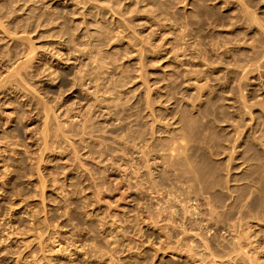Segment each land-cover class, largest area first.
I'll return each instance as SVG.
<instances>
[{
	"label": "rangeland",
	"instance_id": "1",
	"mask_svg": "<svg viewBox=\"0 0 264 264\" xmlns=\"http://www.w3.org/2000/svg\"><path fill=\"white\" fill-rule=\"evenodd\" d=\"M263 32L264 0H0V264H203L206 235L264 264Z\"/></svg>",
	"mask_w": 264,
	"mask_h": 264
},
{
	"label": "bare ground",
	"instance_id": "2",
	"mask_svg": "<svg viewBox=\"0 0 264 264\" xmlns=\"http://www.w3.org/2000/svg\"><path fill=\"white\" fill-rule=\"evenodd\" d=\"M244 4H245V3H244ZM247 6H248V5H247ZM249 13H250V12H249ZM249 13H248V15H249ZM251 13H253V11H252ZM246 15H247V14H246ZM246 15H244V16H246ZM250 15H252V14H250ZM253 15H254V14H253ZM255 15H257V14L255 13ZM250 17H251V16H250ZM257 17H258V16H257ZM257 17H256V18H257ZM248 18H249V17H248ZM251 18H252V17H251ZM251 18L249 19L250 21L252 20ZM254 18H255V17L253 16V19H254ZM253 21H254V20H253ZM255 21L257 22L256 19H255ZM259 21H260V20H259ZM256 22H255V23H256ZM246 23H247V22H246ZM250 23H251V22H250ZM257 23H259V22H257ZM257 23H256V24H257ZM257 25H259V24H257ZM260 26H261V25H260ZM263 33H264V32H263ZM263 39H264V37H263ZM31 52H32V51L30 50L29 53H31ZM28 61H29V60H28ZM28 61H27V62H28ZM25 62H26V61H25ZM27 62H26V63H27ZM248 62H249V61H248ZM14 71H15V70H14ZM18 71H19V70H18ZM16 72H17V70H16ZM64 74H65V73H64ZM97 91L99 92V90H97ZM162 94H163V93H162ZM185 95H186V94H185ZM161 96H163V95H161ZM161 96H160V97H161ZM186 98H187V97H186ZM190 98H191V97H190ZM192 98H193V97H192ZM193 99H194V98H193ZM191 101H193V100H191ZM194 102H195V101H194ZM196 107H197V105H196ZM196 107H195V108H196ZM192 110H193V109H192ZM193 111H195V109H194ZM196 111H197V110H196ZM46 113H47V112H46ZM46 115L48 116V113H47ZM47 116H46V118H47ZM159 118H160V117H159ZM159 118H158V119H159ZM161 118H162V117H161ZM158 119H157V120H158ZM163 119H164V118H163ZM163 119H159V120L161 121V120H163ZM177 119H178V118H177ZM159 120H158V123H160ZM170 120H171V117H170ZM45 121L48 122L47 119H46ZM173 121H174V120H173ZM173 121L170 122V123L173 124ZM46 122H45V123H46ZM161 122H162V121H161ZM168 122H169V121H168ZM168 122H167V123H168ZM167 123H166V124H167ZM161 124H162V123H161ZM47 125H48V124H47ZM164 125H165V124H164ZM168 125H169V124H168ZM168 125H167V126H168ZM170 125H171V124H170ZM44 127H45V126H44ZM45 128H46V127H45ZM180 128H181V127H180ZM161 129H162V127H161ZM175 129H176V128H175ZM175 129H174V130H175ZM154 130H155V126H154ZM169 130H170V129H169ZM182 130H183V129H182ZM159 131H160V129H159ZM159 131H158V132H159ZM173 132H174V131H173ZM175 132H176V131H175ZM156 133H157V132H156ZM176 133H178V132H176ZM183 134H184V133H183ZM178 135H179V134H178ZM182 136H183V135H182ZM175 137H176V136H175ZM177 137H179V136H177ZM161 138H162V137L160 136V139H161ZM226 138H227V137H226ZM226 138H225V140H226ZM169 139H170V138H169ZM181 139H182V138H181ZM181 139H180V141H183V140H181ZM220 139H221V138H220ZM222 139H224V138L222 137ZM227 139H228V138H227ZM172 140H173V139H172ZM141 141H142V139H141ZM160 141H161V140H160ZM184 141H185V140H184ZM228 141H229V140H228ZM169 142H170V141H169ZM171 142H173V141H171ZM185 142H186V141H185ZM220 142H221V141H220ZM220 142H219V143H220ZM223 142H225V141L223 140ZM177 143H179V142H177ZM147 144H148V143H147ZM175 144H176V142H175V140H174V146H175ZM220 144H221V143H220ZM223 144H224V143H223ZM145 145H146V144H145ZM145 145H144V146H145ZM164 145H165V143H164ZM169 145H170V144H169ZM179 145H180V144H179ZM182 145L186 146L187 143H186V144H182ZM224 146H225V149H226L227 144L224 145ZM140 147L142 148V144L140 145ZM147 147H148V146L146 145L145 148H147ZM145 148H142L141 150L144 151ZM183 148H184V149L181 148L182 150H180L179 152H184V153H186L185 151H183V150H185V147H183ZM232 148L235 150L234 146H233ZM149 149H150V148H149ZM179 149H180V147H179ZM179 149H176V150H179ZM222 149H224V148L222 147ZM160 150H161V149H160ZM172 150H174V149H171V150H169V151H171L170 153H171V155L173 156V153H176V150H175V151H172ZM143 151H142V152H143ZM147 151H148V150H147ZM156 151L159 152V149L156 150ZM166 151H167V150H166ZM224 151H226V150H224ZM172 152H173V153H172ZM179 152L177 151L176 154H178ZM222 152H223V151H222ZM230 152L233 153L234 151L232 152V150H230ZM143 153H145L146 156H147L146 151L143 152ZM148 153H150V152L148 151ZM184 153H181V154L184 155ZM179 154H180V153H179ZM220 154H221V153H220ZM148 155H149V154H148ZM182 155H181V156H182ZM165 156H166V155H165ZM172 156H171V159H172ZM174 156H175V155H174ZM178 156H179V155H178ZM178 156H177V158H178ZM231 156H232V155H230L229 158H230ZM175 157H176V156H175ZM179 157H180V156H179ZM186 157H187V156H186ZM163 158H164V157H163ZM173 158H174V157H173ZM181 159H182V157H181ZM186 159H187V158H186ZM169 160H170V157H169ZM147 161H148V159H147ZM177 161H178V160H177ZM183 161H184V160H183ZM166 164H167V163H166ZM168 164H169V163H168ZM147 165H148V164H147ZM147 165H146L145 167H148V166L150 165L149 168H148V170H149V169L151 168V164H149L148 166H147ZM171 165H172V164H171ZM171 165L169 164V166H171ZM175 165H176V163H175ZM172 166H173V165H172ZM172 166H171V168H172ZM178 166H179V165H177V168H178ZM152 167H153V166H152ZM174 167H176V166H174ZM180 167H181V166H180ZM181 168H182V167H181ZM152 169H153V168H151V170H150V172H149L150 174H152V173H151ZM191 169H192V168H191ZM193 169H194V168H193ZM136 170H137V169H136ZM174 170H175V169H174ZM180 171H181V170H180ZM190 171H191V170H190ZM190 171H189V172H190ZM153 172H154V171H153ZM185 172H186V171H185ZM137 173H138V172H137ZM183 173H184V172H183ZM150 174H149L148 177H149V178H152V177H150V176H151ZM175 175H176V174H175ZM178 175H179V174H177V176H178ZM186 175H187V174H185L184 176H186ZM194 175H195V174H194ZM152 176H153V174H152ZM155 176H156V175H155ZM160 176H161V175H160ZM180 176H181V175H180ZM157 177H158V176H157ZM178 177H179V176H178ZM190 177H191V176H190ZM192 177H194V176H192ZM153 178H154V177H153ZM155 178H156V177H155ZM161 178H162V177H161ZM164 178H165V177H164ZM186 179H188V178H186ZM186 179H184V180H186ZM189 179H190V178H189ZM197 179H198V178H197ZM202 179H203V178H202ZM231 179H232V177H231ZM231 179H230V180H231ZM146 180H148V179H146ZM149 180H150V179H149ZM152 180H154V179H152ZM156 180H158V179L156 178ZM165 180H169V179H165ZM176 180L178 181L177 178H176ZM203 180H204V179H203ZM225 180H226V179H224V183H225ZM227 180H228V179H227ZM163 181H164V179H163ZM180 181H181V180H180ZM188 181H189V180H188ZM154 182H155V180H154ZM154 182H150L151 184H149V183H148V184L151 185L152 187H157V188H158V186L161 185V183H162V179H161L160 182L158 183V186H155L156 183H155V185H154ZM156 182H157V181H156ZM192 182H193V181H192ZM204 182H205V181H204ZM204 182H203V184L200 183V184H202V187H204V185H205ZM230 182H231V181H230ZM152 183H153V184H152ZM165 183H166V181H165ZM226 183H229V181H228V182L226 181ZM181 184H182V182H181ZM191 184L194 185V183H191V182H190V185H191ZM149 185H148V186H149ZM185 185L187 186V183H185ZM185 185L183 184V186H185ZM226 185H228V187H229V184H225V186H226ZM178 186H179V185H178ZM194 186H196V185H194ZM206 186H207V184L205 185V187H206ZM149 187H150V186H149ZM171 187H172V186H171ZM190 187H191V186H190ZM202 187H200V188H202ZM209 187H210V186H209ZM213 187H214V186H213ZM150 188H151V187H150ZM159 188H160V187H159ZM159 188H158V190H160ZM164 188H165V187H164ZM176 188H177V187H175V189H176ZM181 188L184 189L183 187H181ZM187 188H188V187H186V189H187ZM200 188H198V189H200ZM229 188H230V187H229ZM146 189H147V188H146ZM148 189H149V188H148ZM161 189H162V188H161ZM165 189H166V188H165ZM175 189H174V190H175ZM188 189H189V188H188ZM202 189H203V188H202ZM207 189H208V188H207ZM207 189L205 188L204 191H206ZM227 189H228V188H227ZM152 190H153V188H152ZM155 190H157V189H155ZM158 190H157V191H158ZM169 190H170V189H169ZM171 190H172V189H171ZM180 190H181V189H180ZM184 190H185V189H184ZM194 190H196V189H194ZM209 190H210V188L207 190V192H208ZM165 191H167V190H165ZM178 191H179V190H178ZM192 191H193V189H192ZM192 191H191V188H190V192H192ZM153 192H154V191H153ZM167 192H168V191H167ZM170 192H171V191H170ZM179 192H180V191H179ZM186 192H187V191H186ZM186 192H183V190H182V192H181V194H180V195H182V196L184 195V196H183L184 198H183V199L181 198L182 200L178 197L179 195H178V196H174L173 200H175L176 203H177V201H179V200H180L179 202H182V201L184 202V203H182V206H181V208L183 207L182 209H183V211H184V215H185V213H186V215H188V214H187L188 212H190V213L193 215V214L196 213V209L198 210V207H196V206H195V207H194V206L191 207V206H190V205H191V203L189 202V201H190V198H188V196L186 195ZM190 192H189V193H190ZM193 192L196 193L195 191H193ZM198 192H199V191H198ZM198 192H197V194H198ZM201 192H202V191H201ZM201 192H199V195H200ZM207 192L205 193L206 195H207ZM157 193L160 194V193H162V192H157ZM171 193H172V192H171ZM203 193H204V192H203ZM209 193H210V192H209ZM245 193H247V192H245ZM165 194H167V193H165ZM165 194H164V195H165ZM172 194H173V193H172ZM178 194H179V193H178ZM191 194H192V193H191ZM247 194H249V193H247ZM160 195H161V194H160ZM169 195H170V194H169ZM203 195H204V194H202V196H203ZM206 195H205V196H206ZM209 195H210V194H209ZM244 195H245V194H244ZM162 196H163V195H162ZM245 196H246V195H245ZM171 197H172V195H171ZM190 197H191V196H190ZM192 197H193V196H192ZM208 197H211V196H208ZM208 197H207V198H208ZM178 198H179V199H178ZM196 198H197V197H196ZM207 198L204 197L203 199L206 200ZM194 199H195V198H194ZM200 199H201V198H200ZM200 199H199V200H200ZM203 199L200 200V201H203ZM211 199H212V198H210V200H211ZM168 200H170V199H167V201H165L166 204H165V202H164L165 205H164V209H163V210H168V211H169V209H172V208H173L174 201L172 202V201L170 200L171 203H173V205H171V203H168V202H169ZM176 200H177V201H176ZM208 200H209V199H207V202H208ZM210 200H209V201H210ZM195 201H196V200H195ZM212 201L215 203L214 199H213ZM191 202H192V200H191ZM197 202H198V201H197ZM203 202H204V201H203ZM207 202L205 201V203H207ZM188 203H189V204H188ZM200 203H201V202H200ZM200 203L198 202V204H200ZM205 203H203V206H202V207H204V204H205ZM139 204H140V203H139ZM180 204H181V203H180ZM192 204H193V203H192ZM194 204H195V203H194ZM198 204H196V205H198ZM211 204H212V202H211ZM175 205H176V204H175ZM209 205H210V204H208V207L210 208L211 205H210V206H209ZM216 205H217V204H216ZM198 206H199V205H198ZM200 206H201V205H200ZM200 206H199V207H200ZM206 206H207V205H206ZM227 206H228V205H227ZM161 207H162V206H161ZM161 207H160V208L158 207L159 210L161 209ZM178 207H179V206H178ZM211 207H215V204H214V206H211ZM219 207H221V206H219ZM158 208H156V209H158ZM174 208H175V207H174ZM209 208H208V209H209ZM156 209H155V210H156ZM217 209H218V208H217V206H216V210H217ZM159 210H158V212H159ZM163 210H162V211H163ZM173 210H177V209H176V208H175V209H172V210H170L169 213L174 212ZM205 210H207V207L205 208ZM210 210H211V212H212L213 208H212V209H209V211H210ZM153 211H154V209H153ZM160 211H161V210H160ZM168 211H166V212H168ZM181 211H182V210H181ZM183 211H182V212H183ZM158 212H157V213H158ZM176 212H177V211H176ZM176 212H174V213L177 214ZM178 212H179V211H178ZM201 212H202V211H201ZM211 212H210V213H211ZM214 212H215V210H214ZM216 212H217V211H216ZM263 212H264V211H263ZM150 213H151V212H150ZM169 213H168V214H169ZM174 213H173V214H174ZM204 213H205V212H204ZM206 213H207V212H206ZM217 213H218V212H217ZM243 213H245V212H243ZM243 213H241V215H243ZM155 214H156V213H155ZM162 214H163V212H162V213L160 212V214H158V216L160 215V216H159V217H160L159 219H161ZM164 214H165V213H164ZM178 214H179V213H178ZM181 214H182V213H181ZM181 214H180V215H181ZM197 214H198V213H197ZM197 214H195V215L197 216ZM199 214H200V212H199ZM213 214H214V213H213ZM213 214H211V215H213ZM234 214H235V213H234ZM211 215H210V216H211ZM220 215H221V214H220ZM220 215H219L218 218H220ZM229 215H230V214H229ZM149 216H150V214H149ZM151 216H152V214H151ZM156 216H157V215H156ZM190 216H191V215H189L188 218H189ZM193 216H194V215H193ZM193 216H192V218H193ZM196 216H195V217H196ZM201 216H202V215H201ZM201 216H200V217H201ZM205 216H206V214H205ZM215 216H216V214H215ZM222 216H223V215H221V218H222ZM226 216H228V215H226ZM239 216H240V215H239ZM169 217H173V215H170V214H169ZM182 217H183V215H182ZM185 217H186V216H185ZM203 217H204V216H203ZM203 217H202V218H203ZM208 217H209V215H208ZM212 217H213V216H211V218H212ZM232 217H233V216H232ZM244 217H245V216H244ZM153 218H154V216H153ZM175 218H177V217H175ZM198 218H199V217H198ZM211 218H210V219L207 218V219L211 221ZM213 218H214V217H213ZM213 218H212V219H213ZM218 218L216 217V219H218ZM221 218H220V220H221ZM237 218H238V217H237ZM241 218H243V216H242ZM155 219H156V218H155ZM189 219H191V218H189ZM214 219H215V218H214ZM216 219H215V220H216ZM223 219H224V221L226 222L225 218H223ZM229 219H230V218H229ZM170 220H171V218H170ZM183 220H184V219H183ZM192 220H193V219H192ZM201 220H202V219H201ZM203 220H204V219H203ZM215 220H214V221H215ZM238 220H239V218H238ZM218 221H219V220H218ZM218 221H217V222H218ZM221 221H222V220H221ZM239 221H241V220H239ZM164 222H165V221H164ZM166 222H167V221H166ZM166 222H165V223H166ZM185 222H186V221H185ZM185 222H184V223H185ZM189 222H190V221H189ZM192 222H193V221H192ZM204 222H205V221H204ZM222 222H223V221H222ZM172 223H173V222H172ZM172 223H170V224H172ZM190 223H191V222H190ZM194 223H195V222H194ZM201 223H202V222H201ZM218 223H219V222H218ZM229 223H230V222H229ZM154 224H156V223L154 222ZM207 224H208V223H207ZM160 225H161V224H160ZM185 225H186V224H185ZM185 225H183V227H184ZM187 225H188V224H187ZM187 225H186V227H184L185 231L187 230V227H188ZM193 225H194L193 223L190 224V226H189V227H191L190 229L193 228ZM208 225H209V224H208ZM223 225H224V224H223ZM232 225H234V224H232ZM199 226H200V225H199ZM238 226H239V225H238ZM175 227H176V225H175ZM177 227H178V226H177ZM177 227H176V228H177ZM179 227H180V226H179ZM189 227H188V229H189ZM195 227L198 228V225L195 226ZM228 227H229V226H228ZM232 227H235V226H232ZM240 227H241V226H240ZM171 229H172V228H171ZM184 229H183V230H184ZM193 229L195 230V228H193ZM193 229H192V230H193ZM204 229H205V228H204ZM209 229H210V228H209ZM213 229H214V228H213ZM229 229H230V228H229ZM236 229H237V226H236ZM181 230H182V229H181ZM192 230H190V232H192ZM200 230H201V229H200ZM207 230H208V229H207ZM230 230H231V232H232V229H230ZM233 230H234V228H233ZM160 231H161V230H160ZM169 231H170V230H169ZM185 231H184V234L187 233L189 230H188L187 232H185ZM204 231H205V230H204ZM210 231H211V230H210ZM225 231H226V230H225ZM237 231H238V230H237ZM237 231H236V232H237ZM165 232H166V231H165ZM199 232H200V231H198L197 235L199 234ZM236 232H235V233H236ZM182 233H183V232H182ZM210 233H211V232H210ZM238 233H239V231H238ZM243 233H244V232H243ZM157 234H158V233H157ZM164 234H165V233H164ZM184 234H182V235H184ZM194 234H195V233H194ZM205 234H207V233L205 232ZM205 234H203V236H204ZM222 234H223V233H222ZM236 234H237V233H236ZM241 234H242V233H241ZM180 235H181V233H180ZM195 235H196V234H195ZM200 235H201V234H200ZM232 235H234V233H233ZM242 235H243V234H242ZM246 235H247V233H246ZM250 235H251V234H250ZM163 236H164V235H163ZM203 236H202V237H203ZM222 236H223V235H222ZM234 236H235V235H234ZM243 236H245V234H244ZM243 236L240 237V234H239V235H237V238L234 239V237H233V239H234V241H236V240H237V241H240V239L243 238ZM198 237H200V236L198 235ZM209 237H211V236H209V235L207 236V235H206V238H205V236H204L203 238H200L201 241H202V245H200V246H203V248H201L202 250L204 249L205 251H208L209 254L214 255V252H213V250H214V245H213V242H212V240H214V239H212V238L210 239ZM247 237H248V236H247ZM249 237H250V236H249ZM249 237H248V238H249ZM163 238H164V237H163ZM217 238H218V237H217ZM244 238H246V237H244ZM244 238H243V239H244ZM172 239H173V238H172ZM194 239H196V237H195ZM254 239H255V238H254ZM161 240H162V239H161ZM163 240H164V239H163ZM176 240H177V239H176ZM189 240H190V239H189ZM224 240H225V239H224ZM224 240H223V241H224ZM229 240H231V239H229ZM246 240H247V238H246ZM191 241H192V240H191ZM191 241H190V242H191ZM201 241H199V242H201ZM241 241H242V239H241ZM241 241H240V242H241ZM247 241H248V240H247ZM253 241H255V240H253ZM186 242H187V241H186ZM188 242H189V241H188ZM192 242H193V241H192ZM192 242H191V243H192ZM199 242H198V243H199ZM243 242H244V241H243ZM232 243H233V241L231 240L230 245H232V247H233V246H237L236 248H239L238 246L241 244V243H238V242H236V243H238L237 245H236V244H232ZM234 243H235V242H234ZM244 243H245V242H244ZM244 243H243V244H244ZM187 244H188V245H187ZM187 244L185 245V251H184V250H183V251L186 252V253H192V255H196V257L200 256V257H198L197 259L200 258V262L204 264V263H205V258H206V257L204 258L205 255H203V254H205V251L203 250L204 253H202V254H201V253H198V251L195 250V249H196V247H198L199 245L197 246V244H195V245H191V244H189V243H187ZM192 244H194V243H192ZM199 244H200V243H199ZM219 244H220V243H219ZM225 245H226V246H225ZM225 245H224V246L221 245V248L223 247L222 250H224L225 248H227L228 251H226V249H225V251L228 253L229 250H231L232 247H231L230 245H228V241L226 242ZM181 246H182V245H181ZM219 246H220V245H219ZM241 246H242V245H241ZM247 246H248V245H247ZM247 246H245V247H247ZM174 247H175V246H174ZM182 247H183V246H182ZM182 247L180 248V245H179V248H180L181 250H182ZM242 247H244V246H242ZM169 248H170V246H169ZM199 248H200V247H199ZM199 248H198V249H199ZM215 248H216V247H215ZM236 248H234L235 251H236ZM249 248H250V247H249ZM252 248H253V247H252ZM180 249H179V250H180ZM183 249H184V248H183ZM201 249H200V250H201ZM217 249H218V247H217ZM217 249H215V250H217ZM242 249H243V248H241V250H242ZM258 249H259V248H258ZM165 250H166V249H165ZM172 250H173V249H172ZM179 250H178V251H179ZM181 250H180V251H181ZM222 250H221V251H222ZM232 250H233V249H232ZM232 250H231V251H232ZM234 250H233V251H234ZM238 250H239V249H238ZM238 250H237V251H238ZM245 250H246V249H245ZM218 251L221 252L220 250H218ZM231 251H230V252H231ZM233 251H232V252H233ZM172 252H173V251H172ZM176 252H177V251H176ZM201 252H202V251H201ZM215 252H216V254L218 255L219 252H218V253H217V251H215ZM239 252H240V251H239ZM223 253H224V252H223ZM240 253H242V252H240ZM248 253H249V252H248ZM248 253H247V254H248ZM232 254H233V253H232ZM243 254H244V253H243ZM253 254H254V252H253ZM179 255H180V254H179ZM185 255H188V254H184V256H185ZM197 255H198V256H197ZM174 256H175V255H174ZM241 256H242V255H241ZM245 256H247V255H245ZM248 256H249V255H248ZM251 256H252V255H251ZM251 256H249V257L252 258ZM188 257H189V256H188ZM188 257H187V258H188ZM190 257H192V256H190ZM193 257H195V256H193ZM221 257H222V255H221ZM227 257H228V256H227ZM231 257H232V255H231ZM237 257H238V256H237ZM174 258H175V257H174ZM180 258H181V257H180ZM224 258H225V257H224ZM232 258H233V257H232ZM246 258H248V257H246ZM194 259H196V258H194ZM248 259H249V258H248ZM248 259H247V260H248ZM224 260H225V259H224ZM229 260H230V259H229ZM245 260H246V259H245ZM249 260H250V259H249ZM195 261H196V260H195ZM197 261H198V260H197ZM230 261H231V260H230ZM232 261H233V260H232ZM252 261H253V259L251 260V264H253ZM188 262H189V260H188ZM200 262H199V263H200ZM212 264H218V263L216 262V260H212ZM229 264H230V263H229ZM254 264H255V263H254Z\"/></svg>",
	"mask_w": 264,
	"mask_h": 264
}]
</instances>
